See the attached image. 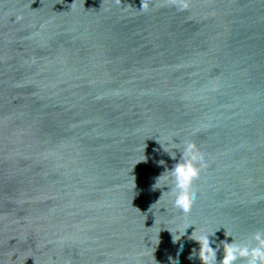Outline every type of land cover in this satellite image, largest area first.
<instances>
[{
	"label": "water",
	"instance_id": "obj_1",
	"mask_svg": "<svg viewBox=\"0 0 264 264\" xmlns=\"http://www.w3.org/2000/svg\"><path fill=\"white\" fill-rule=\"evenodd\" d=\"M140 7L0 0V264H203L217 229L219 264L264 230V0ZM158 140L208 163L187 216Z\"/></svg>",
	"mask_w": 264,
	"mask_h": 264
},
{
	"label": "clouds",
	"instance_id": "obj_2",
	"mask_svg": "<svg viewBox=\"0 0 264 264\" xmlns=\"http://www.w3.org/2000/svg\"><path fill=\"white\" fill-rule=\"evenodd\" d=\"M150 2L151 0H141L140 10L148 12ZM170 2L179 11H185L191 7L192 0H170ZM158 141L173 159L176 158V150H179L181 155L178 162L170 170H166L157 178L153 187L154 189L166 188L159 201L167 194L170 198L171 207L176 214L187 216L197 199L196 192L193 191V183L197 180L200 172L207 168L208 163L197 151L195 144L191 142L186 141L181 147L179 144L168 140L166 147L164 143ZM160 163L163 164L164 161ZM186 229L179 232L173 241L175 242L179 235L184 234ZM216 231L213 233L202 232L199 235H195V231H193L191 234L190 238L199 242V259L203 264H218L219 245L216 248L212 247L213 241L210 240V236H214ZM225 234L233 237V240L231 243L226 240L222 241L223 259L219 264H237L238 261H242L243 264H264V230H257L247 240L240 242L231 233L226 231ZM195 254L194 250L189 259H193Z\"/></svg>",
	"mask_w": 264,
	"mask_h": 264
}]
</instances>
